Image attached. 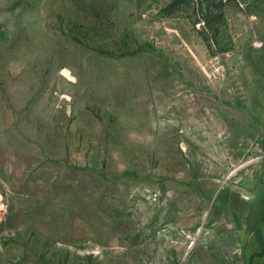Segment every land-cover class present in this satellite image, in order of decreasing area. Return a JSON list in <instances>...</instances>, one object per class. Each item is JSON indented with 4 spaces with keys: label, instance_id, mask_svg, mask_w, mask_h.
<instances>
[{
    "label": "rangeland",
    "instance_id": "obj_1",
    "mask_svg": "<svg viewBox=\"0 0 264 264\" xmlns=\"http://www.w3.org/2000/svg\"><path fill=\"white\" fill-rule=\"evenodd\" d=\"M263 182L264 0H0V264H250Z\"/></svg>",
    "mask_w": 264,
    "mask_h": 264
},
{
    "label": "crops",
    "instance_id": "obj_2",
    "mask_svg": "<svg viewBox=\"0 0 264 264\" xmlns=\"http://www.w3.org/2000/svg\"><path fill=\"white\" fill-rule=\"evenodd\" d=\"M239 213L243 230L247 229V238L251 247L249 259L250 264H264V182L255 189L249 198H240ZM248 201H252L251 205ZM255 201V202H254ZM250 205V208L248 206Z\"/></svg>",
    "mask_w": 264,
    "mask_h": 264
}]
</instances>
